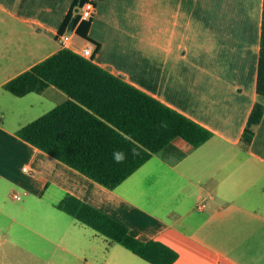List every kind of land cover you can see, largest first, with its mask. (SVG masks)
<instances>
[{
    "label": "crops",
    "instance_id": "obj_1",
    "mask_svg": "<svg viewBox=\"0 0 264 264\" xmlns=\"http://www.w3.org/2000/svg\"><path fill=\"white\" fill-rule=\"evenodd\" d=\"M75 1L0 0V102L14 105L0 110V181L26 187L21 200L14 190L0 192V264H70L69 256L72 264H93L87 256L97 264H151L125 247L100 262L85 225L57 208L66 194L140 241L171 247L179 254L173 264H264V116L249 150L239 144L254 106H264L256 90L264 0H94L84 43L72 42L79 20L63 46L60 30ZM88 41L100 45L95 63L211 138L197 148L176 139L114 190L24 141L18 133L33 121V93L12 102L5 85L64 47L79 53ZM51 92L61 103L69 98L53 86L40 94ZM11 153L26 162L20 173L27 166L32 177L10 176Z\"/></svg>",
    "mask_w": 264,
    "mask_h": 264
},
{
    "label": "trees",
    "instance_id": "obj_2",
    "mask_svg": "<svg viewBox=\"0 0 264 264\" xmlns=\"http://www.w3.org/2000/svg\"><path fill=\"white\" fill-rule=\"evenodd\" d=\"M85 2L75 1L60 34L79 22L73 11ZM91 22H81L82 37L87 38ZM99 48L87 59L64 47L5 85L16 97L51 86L69 97L22 127L18 134L24 141L114 190L176 139L197 148L211 138L204 126L95 63ZM256 90L264 96V4ZM263 116L264 106L256 104L239 143L243 150H249ZM56 206L151 264H173L179 258L161 241L133 237L125 224L74 195L66 194Z\"/></svg>",
    "mask_w": 264,
    "mask_h": 264
},
{
    "label": "rangeland",
    "instance_id": "obj_3",
    "mask_svg": "<svg viewBox=\"0 0 264 264\" xmlns=\"http://www.w3.org/2000/svg\"><path fill=\"white\" fill-rule=\"evenodd\" d=\"M72 32L70 33V37H71ZM85 41L84 37L78 35V34H74L73 36V45L79 46L81 44H83ZM89 45L95 46V43H93L92 41H88L87 42ZM8 97H10V99H12V102H17L20 101L19 98H16V96H14L13 94H11L10 92H6ZM30 97L34 98V102L32 103L31 101H28L27 105H34V110L31 112V114L29 115V120H36L38 118H40L41 116L47 114L48 112H50L51 110H53L55 107H57L59 104H61V99H59V95L58 94H52V92L50 94H45L42 95L40 93H33L31 94ZM29 99V98H27ZM17 106H19L17 104ZM7 107H10L11 109L14 108V105L11 104L9 101L6 102H0V110L1 111H5V108L7 110ZM1 118V117H0ZM9 119V116L7 118V120ZM7 124V123H6ZM12 155V158H11ZM7 161V165L9 166V171L10 172V176L12 177H32V175L29 172H23L24 174L20 173V169L22 168V166L24 164H26V162L24 163L23 161H21V159L17 156H15L14 158V154H9L6 158ZM24 163V164H23ZM26 187L20 184H17L15 182H12L11 184L9 182L0 181V192H3L4 195L6 193L9 194V192L11 190H14V192H19L21 194H23L26 189ZM7 207H13V205L9 202H7ZM85 229H86V236L88 239H90L91 241L94 242V244L98 247L100 255H99V261L104 263L106 257L109 255V253L111 251H113V249H115L116 247H123L118 243H115L111 240H109L108 238H106L105 236H103L102 234L98 233L97 231H95L94 229L90 228L89 226L85 225ZM92 242V243H93ZM123 249V248H121ZM65 258V257H64ZM86 259L89 262H92L93 264H97L95 257L94 256H87ZM142 259V258H141ZM68 260L70 262V264H72L73 262V258L72 257H68ZM84 264V262H83Z\"/></svg>",
    "mask_w": 264,
    "mask_h": 264
},
{
    "label": "built area",
    "instance_id": "obj_4",
    "mask_svg": "<svg viewBox=\"0 0 264 264\" xmlns=\"http://www.w3.org/2000/svg\"><path fill=\"white\" fill-rule=\"evenodd\" d=\"M97 12V7H96V3L94 2V0H86V2L84 3V5L82 6L81 10H80V22L83 21H92L93 17L95 15V13ZM60 39L62 40V44L63 46H66V44H68L70 42V35L69 34H63L60 35ZM95 46L89 45L87 44L86 47H84L79 54L82 55L83 57L87 58V59H91L93 57L94 51H95ZM24 171L26 172H30L29 167H24ZM23 194L19 193V192H12V198L15 200H21ZM205 207L204 203H200L198 205L199 209H203Z\"/></svg>",
    "mask_w": 264,
    "mask_h": 264
}]
</instances>
